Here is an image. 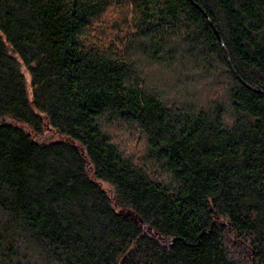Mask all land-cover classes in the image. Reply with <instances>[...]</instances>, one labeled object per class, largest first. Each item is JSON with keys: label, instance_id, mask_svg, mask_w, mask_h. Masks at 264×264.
Instances as JSON below:
<instances>
[{"label": "trees", "instance_id": "trees-1", "mask_svg": "<svg viewBox=\"0 0 264 264\" xmlns=\"http://www.w3.org/2000/svg\"><path fill=\"white\" fill-rule=\"evenodd\" d=\"M261 92L264 0H0V264H264Z\"/></svg>", "mask_w": 264, "mask_h": 264}, {"label": "rangeland", "instance_id": "rangeland-1", "mask_svg": "<svg viewBox=\"0 0 264 264\" xmlns=\"http://www.w3.org/2000/svg\"><path fill=\"white\" fill-rule=\"evenodd\" d=\"M39 140L42 142L46 141L48 144H51V143L65 142L66 138L57 134L51 135L50 132L45 130L43 136ZM125 213H128V211H126Z\"/></svg>", "mask_w": 264, "mask_h": 264}, {"label": "water", "instance_id": "water-1", "mask_svg": "<svg viewBox=\"0 0 264 264\" xmlns=\"http://www.w3.org/2000/svg\"><path fill=\"white\" fill-rule=\"evenodd\" d=\"M204 15H205V14H204ZM205 17H206V19H208L206 15H205ZM208 22H209V24H210V26H211L212 30L214 31V33H215V35H216V37H217V39H218L219 43L221 44V46L223 47V49H224V51H225V54H226V57H227V61H228V64H229V66H230L231 70H232V71H233V73L236 75V77L239 79V77L237 76V74H236V72H235V70H234V68H233V66H232V64H231V61H230L229 54H228V52H227V50H226L225 46L223 45V43H222V41H221V39H220V37H219L218 33L216 32V29H215V27L213 26V24L210 22V20H209V19H208ZM261 93H263V94H264V92H261Z\"/></svg>", "mask_w": 264, "mask_h": 264}]
</instances>
